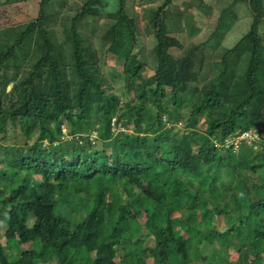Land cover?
Listing matches in <instances>:
<instances>
[{
  "label": "trees",
  "instance_id": "1",
  "mask_svg": "<svg viewBox=\"0 0 264 264\" xmlns=\"http://www.w3.org/2000/svg\"><path fill=\"white\" fill-rule=\"evenodd\" d=\"M173 1L147 10L150 54L127 0L96 46L86 30L103 0H41L34 21L0 30V141L22 137L0 143V264H264V0H242L250 26L201 86L206 44L171 54L182 48L164 30ZM108 52L120 65L109 75ZM244 132L261 137L236 155L222 145ZM187 203L190 227L169 240L167 222Z\"/></svg>",
  "mask_w": 264,
  "mask_h": 264
},
{
  "label": "rangeland",
  "instance_id": "2",
  "mask_svg": "<svg viewBox=\"0 0 264 264\" xmlns=\"http://www.w3.org/2000/svg\"><path fill=\"white\" fill-rule=\"evenodd\" d=\"M41 0H0V30L12 27H19L27 24L30 21H34L38 16L39 3ZM77 2L81 5V0H69ZM164 0H127L125 15L133 20L134 22V31L137 39V43L144 46L145 50L152 52V48L155 44V40L151 34L149 15L150 12L147 10H156ZM234 2V6L231 4ZM191 4L193 6H191ZM201 4V5H200ZM232 6L231 19L225 18L224 22L228 26L226 28L225 34L221 37L215 35V30L217 26L218 19L225 12L224 9ZM120 6L119 0H103L102 6L100 7V15L94 21L91 26V29L86 30V35L90 41L96 46L98 37L105 33L108 26L111 24L110 14L117 11ZM188 7V8H187ZM199 7L200 9H198ZM181 13V15H176ZM252 17L250 10L248 8L247 2L242 0H174L173 3L167 8V12L164 15V30L169 35L175 37L181 44L182 48H171V54L174 56H183L186 52L190 50L193 51L196 55L201 53V50L204 46L205 59L202 62V70L199 74L198 86H201L212 74V71L215 70V61H218L219 54H221V49L231 47L239 37H241L248 27L250 26ZM264 31V27H262ZM90 35V36H89ZM199 47L200 49H196ZM264 57V55H263ZM102 71L104 73H110L112 69H115L116 66L119 68V61L115 59V56L111 53H105L104 58L101 59ZM212 66L214 69H212ZM184 91H179V96L182 97ZM170 125V124H169ZM178 127H182L181 123L177 124ZM205 127V124L202 120L199 121L198 127ZM17 130V129H16ZM250 137L247 139H242L237 145H234V140L227 141L222 143L224 147H229L233 145V154L236 155L240 150V144L243 143L247 146H251L254 139H260V135L255 132L254 135L252 132ZM16 134H20L19 131ZM11 132L6 134L5 141L1 140L0 143L8 145L11 142L15 141L18 138V142L22 139L20 136H15ZM240 136V135H239ZM238 136V137H239ZM69 138L67 135L64 136V140ZM235 137V138H238ZM20 143V142H19ZM258 145L252 146L253 149V161L258 162L257 150ZM4 151L0 147V161L3 157ZM259 175L264 177V169L258 172ZM189 203L184 207L181 205V210L177 207L175 213L172 214L171 220L167 222L168 227L167 235L171 234L169 237L173 239L177 235H185V230L188 229L189 224H186L182 217L186 210H188ZM98 221H101L100 216L97 217ZM171 221V222H170ZM160 226V225H159ZM30 227V222L27 223L26 228ZM139 238L143 239L146 234V229L140 228ZM157 232H161V226L158 228ZM5 230L4 227L0 228V243H5ZM166 235V236H167ZM32 239L29 238V241L20 246V249H31ZM80 245H86L90 249V252L94 249L92 244L88 241L87 238L82 237V241L79 242ZM154 245L153 238H147L143 240V246L148 247ZM235 255L232 254L229 257L230 261H234ZM252 255L248 257L249 262H252ZM55 260H52L51 263L45 262V264H54ZM153 258H146V264H153ZM172 264V263H170Z\"/></svg>",
  "mask_w": 264,
  "mask_h": 264
},
{
  "label": "built area",
  "instance_id": "3",
  "mask_svg": "<svg viewBox=\"0 0 264 264\" xmlns=\"http://www.w3.org/2000/svg\"><path fill=\"white\" fill-rule=\"evenodd\" d=\"M63 133H65V129H63ZM250 137V133L249 132H244V133H242L238 138H231L230 140H233V139H235L234 140V145H237L239 142H240V140H242V139H247V138H249ZM237 141H238V143H237Z\"/></svg>",
  "mask_w": 264,
  "mask_h": 264
},
{
  "label": "clouds",
  "instance_id": "4",
  "mask_svg": "<svg viewBox=\"0 0 264 264\" xmlns=\"http://www.w3.org/2000/svg\"><path fill=\"white\" fill-rule=\"evenodd\" d=\"M230 139H231V138H229V139H228V140H226L225 142H227V141H230ZM230 146H231V145H230ZM232 146H233V145H232ZM233 147H234V146H233Z\"/></svg>",
  "mask_w": 264,
  "mask_h": 264
}]
</instances>
